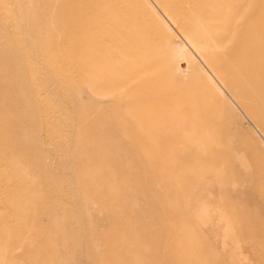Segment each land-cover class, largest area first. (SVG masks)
Here are the masks:
<instances>
[{"label":"bare ground","instance_id":"1","mask_svg":"<svg viewBox=\"0 0 264 264\" xmlns=\"http://www.w3.org/2000/svg\"><path fill=\"white\" fill-rule=\"evenodd\" d=\"M31 1L32 25L6 8L0 20L37 28L40 55L53 50L58 68L29 63L30 42L0 39V170L19 181L0 180V205L21 204L0 216V264H53L54 254L80 264L62 245L79 246L85 233L41 232L71 218L74 193L86 218L92 209L116 222L113 232L88 230L93 264H211L198 255L210 250L255 252L264 264V149L245 126L264 131V0ZM83 83L93 109L62 116L59 95ZM54 157L78 189L53 173ZM55 206L60 218L38 217ZM30 208V224L9 217ZM200 218L206 232L189 230Z\"/></svg>","mask_w":264,"mask_h":264},{"label":"rangeland","instance_id":"2","mask_svg":"<svg viewBox=\"0 0 264 264\" xmlns=\"http://www.w3.org/2000/svg\"><path fill=\"white\" fill-rule=\"evenodd\" d=\"M31 6H32L31 0H0V8H3V9L6 8L8 10H13L14 22H17L20 24L29 23L32 25L33 18H32V13H31ZM0 14H3V13L0 11ZM3 22L4 21L0 20V39L16 40L20 43L21 41L30 42V47L35 48L38 53L33 54V56L29 60H27L29 63L46 64L49 67L48 70L51 72L58 68L57 66L58 64L54 62V60L51 58V55L53 56L54 54L53 50L49 54L40 55L41 54L40 53L41 43L38 42V40H40V37L36 33L38 30L37 28H30V31H26L22 27L9 30V29L4 28ZM173 43L175 46L176 45L180 46L182 50V55H181L182 59L184 57L189 56L190 52L188 50V46L186 45V42L182 39V37L176 35L173 38ZM193 62H194L195 71H200V66H199L198 61L195 58H193ZM180 67L183 70L187 68V64L184 60L180 62ZM42 77L45 78L43 74L42 75L39 74V75L34 76L33 80L35 83L38 84V83L43 82ZM87 92H93V90L89 84L83 83L79 85V87L72 88L69 91V93L65 92L64 95H59L57 99V104L61 107H65L66 109V111H61L62 116H64L67 112L70 114L72 113V114H76L77 116H80L82 112L86 110H92L94 106L90 105V101L88 100L86 96ZM95 95L98 97L96 92H95ZM251 123L252 122H250L249 120H245V126L250 129L249 135L257 142V144L260 147L264 149V131L257 124L252 123L253 124L252 125ZM57 140L63 142V141H66V138L62 134V136H58ZM46 147L49 148L50 146L46 145ZM72 148L76 149L77 144H73ZM46 162H49L50 164L52 163L54 165L53 173L55 175H59L63 180L71 182L73 190L79 188L80 183H78V181L75 179V177L72 174H70L69 172H66L62 168V166L58 164L56 157L52 158V160L47 159ZM2 168L0 170V180H5L7 178L9 180L11 179L12 182L19 183L17 179L11 177L9 169L6 166H2ZM20 183H22V181ZM3 188L0 187L1 197L5 196L4 194L5 190ZM66 192L68 195L70 194L68 190H66ZM39 193L43 195L45 194L46 196L51 195L49 191H44V190H39ZM107 193H110V192H107ZM87 196L86 198H88ZM83 202H84V198L74 193V195H72V197L69 198V201L66 202L67 205H70L69 210L71 211V215H70L71 218L63 221L60 224V227L58 229H55L49 226L46 229H42L41 232L47 236L55 237L57 235H62L63 229L66 227L73 226L77 228L79 234L83 235L85 233L80 240L79 246H74V245L72 246L71 244H65L62 246L69 248L70 251H73L75 253L74 254L75 257L80 261V264H93L91 260H89L86 256L87 255L86 249L88 245L93 244V242L95 241V239L91 237L90 234H87L88 230L90 228L91 229L98 228V231H100L101 233L113 232L116 229V222L115 221L110 222L108 220H105L104 222H102V219L104 218L103 211L93 212L92 209H91L92 214L89 213L90 215L89 219L86 218V216L84 215V212L79 211L80 205ZM139 203H140V207L142 209H145L144 201L140 200ZM20 205L21 204L16 200H13L10 205H6L5 203L3 206L0 205V216H3V213L5 212L4 209L7 210V207L17 208V207H20ZM32 210L33 209L31 208L25 209L23 212H20L19 215L13 216V217L9 216V217L13 219H18L23 224H30L31 220L35 216V214L31 212ZM107 210L108 208H105V211ZM47 211L48 210H46V208L39 210L37 212L38 217L41 220L47 221L50 218H52L51 216L60 218L64 214V209L62 206H55L54 208H51V210H49L48 212ZM215 215L216 213L212 209H206L205 218L207 220L210 219L209 224L213 223V221L215 220L213 219V217ZM200 219H197L198 221H196V224L190 226L189 230L199 231L200 233L203 231L206 232L204 229L205 225H203V223H205L203 221L204 219L202 218ZM145 223H148V221H146ZM176 223L178 225L180 222H176ZM30 232L31 230L27 229L24 233H22L24 234L22 240H28L27 237ZM210 241L213 244H216V243L219 245L221 244V241L218 240V238H215L213 236H210ZM163 244L168 248L170 247V242H168L167 240H164ZM198 255L199 256L202 255V257L206 255L205 258H207V260L209 259L211 264H220V262L222 264H242V263L243 264H261L260 256L256 254L255 252L250 253L248 251H239V252H236L235 254H222L224 255V257L222 256L221 258L218 254H215L213 250H210L208 254H198ZM50 257H51L50 260L53 264H57V263L75 264V262L73 261V257L72 258L69 257L68 254H54L53 256H50ZM166 259H168V256L166 257Z\"/></svg>","mask_w":264,"mask_h":264}]
</instances>
